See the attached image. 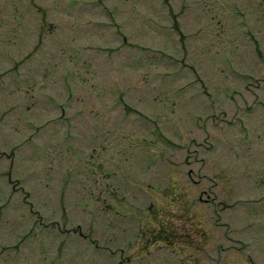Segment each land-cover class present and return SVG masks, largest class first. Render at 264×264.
I'll list each match as a JSON object with an SVG mask.
<instances>
[{"label": "rangeland", "instance_id": "rangeland-1", "mask_svg": "<svg viewBox=\"0 0 264 264\" xmlns=\"http://www.w3.org/2000/svg\"><path fill=\"white\" fill-rule=\"evenodd\" d=\"M0 253L264 264V0H0Z\"/></svg>", "mask_w": 264, "mask_h": 264}, {"label": "flooded vegetation", "instance_id": "flooded-vegetation-1", "mask_svg": "<svg viewBox=\"0 0 264 264\" xmlns=\"http://www.w3.org/2000/svg\"><path fill=\"white\" fill-rule=\"evenodd\" d=\"M92 137H93V139L101 138L100 139L101 142H105V140H106L105 135L103 134L102 130L99 132V136L96 134H92ZM157 225L163 226L162 224L160 225L159 223H157ZM173 236H176V234H173Z\"/></svg>", "mask_w": 264, "mask_h": 264}]
</instances>
